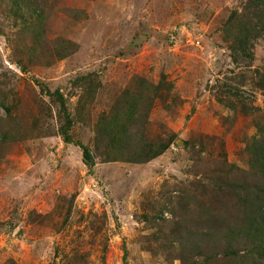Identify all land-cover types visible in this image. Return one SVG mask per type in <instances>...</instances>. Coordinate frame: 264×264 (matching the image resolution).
<instances>
[{"label": "rangeland", "instance_id": "1", "mask_svg": "<svg viewBox=\"0 0 264 264\" xmlns=\"http://www.w3.org/2000/svg\"><path fill=\"white\" fill-rule=\"evenodd\" d=\"M254 2L0 0V264H264Z\"/></svg>", "mask_w": 264, "mask_h": 264}, {"label": "trees", "instance_id": "2", "mask_svg": "<svg viewBox=\"0 0 264 264\" xmlns=\"http://www.w3.org/2000/svg\"><path fill=\"white\" fill-rule=\"evenodd\" d=\"M263 4H264V0H255V2H254V5L259 6V7H261ZM246 38H247V36L245 35V33L241 32L240 36H238L235 39L237 51L242 50L244 48V46L246 44ZM83 79H84V77H80L78 79V81H81ZM47 90H48L47 92L53 98H55L56 101H58L63 106L62 108H63V112H65V114H64L65 121H64V124L61 126L60 131H61V134L63 135L64 140L66 142H68V143L73 142V139H72L71 134H70V130H71V126L73 124V120H72L71 114L67 110L66 98L60 89H56L53 92L49 89H47ZM132 114L133 113H130V115H132ZM121 119L122 118H121V116H119V113H118V115L112 119V121H111L112 125L115 126L116 128L118 127L119 129H121L123 127V125L119 122ZM171 142L172 141L162 142V143H157V144L153 143V142L147 143L142 148V151L139 154L134 155V157H136V158L132 159V160H134V162H142V163L147 162V161L161 155L164 151H166L169 148ZM78 144L81 146V148L83 150L84 161L86 162V164H88L90 167H92L95 158H94V155L91 152L90 148L87 145H85L84 143L78 142ZM263 216H264V210L262 213V217ZM261 231H263V228Z\"/></svg>", "mask_w": 264, "mask_h": 264}, {"label": "built area", "instance_id": "3", "mask_svg": "<svg viewBox=\"0 0 264 264\" xmlns=\"http://www.w3.org/2000/svg\"><path fill=\"white\" fill-rule=\"evenodd\" d=\"M192 41H193V43H194V44L196 43V44H197V46H199V45H200V41H199L198 39H196V40H195V39H192Z\"/></svg>", "mask_w": 264, "mask_h": 264}]
</instances>
